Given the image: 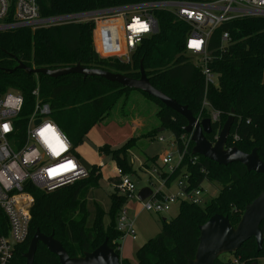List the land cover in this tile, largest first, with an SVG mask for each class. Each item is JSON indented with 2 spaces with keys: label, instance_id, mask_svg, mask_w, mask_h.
I'll return each instance as SVG.
<instances>
[{
  "label": "trees",
  "instance_id": "16d2710c",
  "mask_svg": "<svg viewBox=\"0 0 264 264\" xmlns=\"http://www.w3.org/2000/svg\"><path fill=\"white\" fill-rule=\"evenodd\" d=\"M157 1L165 0H38V5L41 18H50ZM154 17L159 26L158 32L143 40L128 63L116 58L99 57L93 42L95 24L91 21L36 30L25 27L0 31V95L15 91L23 96L22 120L25 122L34 109L33 92L38 88L40 100L51 106L53 121L76 149L118 100L133 90L99 77L68 75L52 79L27 75L22 70L14 73L6 71L14 70L18 61L30 68L51 70L80 64L84 68L138 79L143 62L151 85L188 107L195 117L199 115L205 97L221 113L220 123L212 125V134L206 135L210 142L215 143L224 123L234 111L235 120L227 148L236 147L244 153L258 149V155L264 162V18L232 20L213 32L208 45L209 68L217 76L218 83L206 93L202 72L186 53L188 26L165 11L155 12ZM12 22L13 11L4 20V23ZM99 26L101 28L102 24ZM224 33L230 37L226 45L222 43ZM145 96L161 106L157 113L159 121L165 130H171L176 143H179L180 137L185 134L186 120L158 100ZM132 142L128 140L115 150L104 145L99 151L111 156L116 166L131 176L133 168L128 151L135 146ZM181 170L188 175L189 187L198 188L203 183H209L217 187L218 194L204 206L182 203L175 219L170 222L164 220L162 232L138 250L137 264H188L187 260L194 259L199 245L200 226L214 215L228 217L231 224L237 226L246 205L264 191V176L250 173L240 164L219 166L193 156L190 151L180 169L166 182L167 188L182 174ZM101 179V169L94 165L87 179L51 193L28 185L26 190L34 196L30 232L28 240L15 248L14 264H26L23 256L38 230L46 236L54 234L71 258L93 252L105 240L120 255L121 234L117 230V220L128 203L127 197L118 194V191L112 194L108 212L97 207L93 221L88 224L87 194L90 190L101 188ZM105 217L110 221L107 229ZM261 229L264 232V221ZM257 249L255 239H250L229 259L220 257L215 264H235L234 260L237 264H258L259 259H264V245L260 252ZM122 263L129 264L125 260ZM35 264L60 263L55 255L39 244Z\"/></svg>",
  "mask_w": 264,
  "mask_h": 264
},
{
  "label": "built area",
  "instance_id": "2783aa9c",
  "mask_svg": "<svg viewBox=\"0 0 264 264\" xmlns=\"http://www.w3.org/2000/svg\"><path fill=\"white\" fill-rule=\"evenodd\" d=\"M12 11L13 22L4 23ZM157 11L168 12L188 26L186 53L198 58L196 66L202 72L207 93L209 88L218 83L217 76L209 68L211 59L208 45L213 32L232 20L264 18V0H165L50 18H41L38 0H0V31L25 27L36 30L91 21L95 24L93 35L100 57H113L125 63L122 61V56H125L128 63L143 40L158 32L159 26L154 17ZM99 24H102L101 28ZM229 41V34L224 33L223 45ZM33 96L34 109L24 122L23 96L15 91L0 95V264H14L15 248L28 240L34 205L33 194L26 190L28 185L41 192L51 193L89 177V171L80 164L69 139L50 119L51 106L40 100L38 88ZM195 118L199 122L210 119L214 125L220 123L221 113L205 97L201 111ZM37 120L39 124L36 125ZM159 140L164 141L163 138ZM175 146L178 161L173 166L174 171L180 169L194 145L191 136L184 134L179 143L175 141ZM161 162L165 166L173 164L174 155L170 153ZM99 166L104 167L103 161ZM115 172L120 179V185L116 188L118 193L127 197L128 201L136 198L139 191L131 176L118 167ZM181 172L174 180L179 184L177 196H167L163 192L167 188L166 182H163L150 198L141 202V208L160 214L167 212L169 206L177 202L180 205L204 206L212 198L205 187L209 183H203L198 188L189 187L188 175L185 170ZM117 230L121 234L119 250L124 239L136 238L133 220L126 207L118 216ZM233 262L237 264L236 260Z\"/></svg>",
  "mask_w": 264,
  "mask_h": 264
},
{
  "label": "water",
  "instance_id": "95a60500",
  "mask_svg": "<svg viewBox=\"0 0 264 264\" xmlns=\"http://www.w3.org/2000/svg\"><path fill=\"white\" fill-rule=\"evenodd\" d=\"M12 56V55H11ZM16 59L14 56H12ZM125 62L126 58H122ZM14 70L6 73H14L17 70L24 71L27 75L47 76L57 79L68 75H79L84 78L99 77L107 82L118 84L124 89L141 92L158 100L166 108L183 117L187 125L183 128L185 134L191 136L193 143L192 155L202 157L219 166L240 164L248 172L264 176V162L258 155V149L251 153H244L238 148H227V142L234 124V111L227 118L215 143L210 142L206 135L213 132L210 119L197 121L195 116L186 106L180 105L176 100L169 98L155 89L146 76L141 62L140 78L133 79L119 73H112L100 69L84 68L80 64L51 70L47 68H30L21 62ZM36 125L39 124L37 120ZM152 196L149 188L141 189L137 194V200L143 202ZM264 221V191L252 202L246 205L241 220L237 226H233L228 217L222 215L212 216L204 225L199 227V245L194 259H188V264H215L225 254L236 253L247 241L255 239L257 251L260 252L264 245V232L261 224ZM39 244L43 245L51 254L59 259L60 264H123L120 256L108 245V240L91 253H84L78 258H71L62 244L58 242L54 234L46 236L39 230L34 234L27 253L23 256L26 264H35V255ZM256 264V263H254Z\"/></svg>",
  "mask_w": 264,
  "mask_h": 264
},
{
  "label": "rangeland",
  "instance_id": "374dc122",
  "mask_svg": "<svg viewBox=\"0 0 264 264\" xmlns=\"http://www.w3.org/2000/svg\"><path fill=\"white\" fill-rule=\"evenodd\" d=\"M93 42L97 53L94 35ZM189 56L194 64H198L197 57ZM122 58L126 57L122 56ZM125 63H127V60ZM160 110L161 106L155 101L147 98L138 91H132L119 99L114 108L99 123V127L98 125L95 126L84 139V142L78 148H74L75 155H80V164L84 169L89 171L94 159L95 165L101 169L102 173L101 188L98 190H90L87 194V209L90 212L88 224H91L93 221L97 207L104 212H108L110 208V196L117 192L116 188L120 185V179L116 176L115 172L117 168L116 163L112 160L111 156L100 153V141L106 142L107 144L105 145H109L115 150L123 146L128 140H133L132 143L135 146L129 149L128 157L133 168L131 178L136 184L137 191L143 188H149L152 192H155L161 183L170 181L171 176L175 174L173 166L178 161V150L175 146L173 133L171 130H165V127L159 121L157 113ZM50 119L53 120L52 115ZM142 120L144 121V126L140 128L136 124L141 123ZM161 128L164 131L159 132ZM154 135L156 136L150 137ZM160 138H163L164 141L161 142L159 140ZM170 153L174 155V163L165 166L162 164L161 159ZM98 157H101L103 161L104 167L102 168L97 165ZM205 187L209 189V195L212 198L217 196L218 190L216 186L215 188L214 186L205 184ZM163 192L167 196H177L179 193L178 182H172L169 188L163 189ZM141 205V202L136 198L131 199L125 205L128 214L133 220V226L136 232V238L131 242V249L135 259L138 250L162 232L164 220L167 222L172 221L180 210L179 202L170 205L167 212L160 214L143 210ZM109 224L108 217H105L104 225L106 229ZM127 240L129 239H124V245ZM231 255L225 254L221 259H229ZM133 263L137 264V259ZM258 264H264V259H259Z\"/></svg>",
  "mask_w": 264,
  "mask_h": 264
},
{
  "label": "crops",
  "instance_id": "0c3cea01",
  "mask_svg": "<svg viewBox=\"0 0 264 264\" xmlns=\"http://www.w3.org/2000/svg\"><path fill=\"white\" fill-rule=\"evenodd\" d=\"M131 93V92H130ZM141 93V92H140ZM143 120L141 121V123H137L136 125L137 126H140V128H143V126H144V124H143ZM141 124V125H140ZM98 127H99V125H98ZM162 131H164L163 130V128H161V129H159V132H162ZM99 144H101V145H99V148H101V147H103L105 144H107L106 142H102V141H100V143ZM89 154V153H88ZM93 157V156H92ZM77 158H78V160L80 159V155L78 154L77 155ZM80 161V160H79ZM102 161V159H101V157H98V160H97V165L99 166L100 165V162ZM95 165V161H94V159H93V163H92V166H94ZM92 168V167H91ZM128 203H129V201H128ZM129 240H127L126 241V243H125V245H124V243H122V246H121V249H120V259L122 260V261H127L129 264H135V263H133L136 259L134 258L135 256H134V254H133V251H132V244H131V242H132V239L130 240V238H128ZM125 242V241H124Z\"/></svg>",
  "mask_w": 264,
  "mask_h": 264
}]
</instances>
